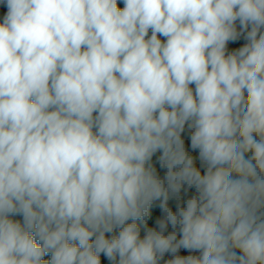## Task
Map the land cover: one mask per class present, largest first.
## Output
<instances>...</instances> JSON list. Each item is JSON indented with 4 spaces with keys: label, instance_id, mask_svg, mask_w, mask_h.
I'll list each match as a JSON object with an SVG mask.
<instances>
[{
    "label": "clouds",
    "instance_id": "1",
    "mask_svg": "<svg viewBox=\"0 0 264 264\" xmlns=\"http://www.w3.org/2000/svg\"><path fill=\"white\" fill-rule=\"evenodd\" d=\"M0 5V264H264V0Z\"/></svg>",
    "mask_w": 264,
    "mask_h": 264
},
{
    "label": "trees",
    "instance_id": "2",
    "mask_svg": "<svg viewBox=\"0 0 264 264\" xmlns=\"http://www.w3.org/2000/svg\"><path fill=\"white\" fill-rule=\"evenodd\" d=\"M118 4L119 5L123 4V0H118ZM5 11H6V9L2 5H0V20H2V17H3V14H4ZM244 42L245 41L241 40L239 42V45L242 46V44ZM235 46L236 45H233L232 47H235ZM186 136H188L187 133L184 134V137H186ZM155 156L153 157V164L157 168V171H158L159 175L163 178L166 170L160 168L158 160H157V158H155ZM194 193H195V189L194 188L193 189H189L188 192H187V195H185L184 191L182 190V192L180 194V199L186 200L187 198H189ZM176 202H177L176 198H171L169 200V206L173 209V211H175V209H176ZM158 204H159V201H156L154 203V205L152 206V208L150 209L151 216H150L149 220L147 221L149 226H152L153 222H154V219L161 215L160 210L158 208ZM14 219H21L22 220V217L17 216V217H14ZM137 223H138V225L141 226V235L143 236V234H144V230H143L144 229V223L141 222V221H138ZM171 230H172L171 226H169V231H171ZM118 231L119 230L117 229L116 230V234H118ZM187 254H189V253L188 252H183L182 253V255H187ZM193 254H196V253H193ZM169 258H171V256L169 254H166L165 259H169ZM45 259H50V256H45ZM102 264H108L106 259L102 260ZM161 264H163V261L161 262Z\"/></svg>",
    "mask_w": 264,
    "mask_h": 264
},
{
    "label": "built area",
    "instance_id": "3",
    "mask_svg": "<svg viewBox=\"0 0 264 264\" xmlns=\"http://www.w3.org/2000/svg\"><path fill=\"white\" fill-rule=\"evenodd\" d=\"M184 139H185L186 148H188L189 152L192 153L194 156H197L196 164H197V166H199L200 165V162H199V159H198V152H195V153L192 152V150L190 148V140H189V137L188 136L184 137ZM159 155H160V153L158 152L156 154L155 158H157ZM201 171L203 172V168H201ZM183 252H187V251L181 249L180 250V254H182ZM196 254H199V253H196Z\"/></svg>",
    "mask_w": 264,
    "mask_h": 264
},
{
    "label": "rangeland",
    "instance_id": "4",
    "mask_svg": "<svg viewBox=\"0 0 264 264\" xmlns=\"http://www.w3.org/2000/svg\"><path fill=\"white\" fill-rule=\"evenodd\" d=\"M121 8L123 7V4L119 5Z\"/></svg>",
    "mask_w": 264,
    "mask_h": 264
}]
</instances>
